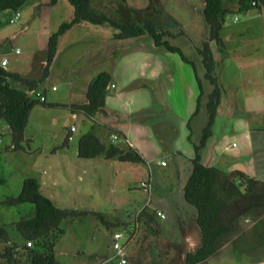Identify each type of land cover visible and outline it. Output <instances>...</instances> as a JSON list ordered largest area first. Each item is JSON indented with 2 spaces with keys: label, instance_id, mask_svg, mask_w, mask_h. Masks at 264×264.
<instances>
[{
  "label": "rangeland",
  "instance_id": "1",
  "mask_svg": "<svg viewBox=\"0 0 264 264\" xmlns=\"http://www.w3.org/2000/svg\"><path fill=\"white\" fill-rule=\"evenodd\" d=\"M92 2L96 11L118 22L152 20L160 28L170 31L173 37L167 39L196 64L204 90L203 100L208 99L212 86L203 75L204 68L200 62L201 57L197 53V49L208 40L209 35L203 18L204 0H93ZM54 13L52 30L56 32L58 28L56 24L59 20L69 22L73 18L74 10L68 2L61 0ZM13 16L14 12H5L0 15V40H5V46L0 50V59L6 55L9 61L7 68H13L16 65L19 69L28 64L29 50L37 51L38 44L33 42L35 36L16 35L19 33L18 29L24 17L21 16L19 21L10 23ZM224 20L221 31L224 48H220L215 42H210V47L215 61V74L223 89L221 117L226 119L225 128L230 133V141L239 145V149L234 151H241L244 145L238 136V130L247 123L244 121L247 118L244 114L247 109L243 103L248 100L253 105L251 109H257L260 103H264V7L261 10L251 8L249 11L241 12L232 8L226 13ZM89 26L95 32H99L100 29L103 37H113L116 32L108 25ZM184 31H187L189 36ZM74 36L68 40L65 39L66 44L65 40H61L58 47L59 55H74L76 59L86 63L89 50L84 45H78L79 39ZM145 37L155 48L153 39L148 35ZM28 38L32 41L28 42ZM113 41L118 44V49H115L113 54H116L118 50V55L130 51H132L131 54L136 55V52L142 51L133 52V50L143 48L150 52L152 49L150 43L146 42L135 41L121 46L123 41L115 39ZM68 46L70 51L67 50L64 53ZM17 49L20 50L19 55L15 54ZM155 49L159 53H164L159 55H164L166 60H170L172 70L178 75L177 80H169L168 76L166 77L167 89H174L175 84L178 88L190 87V84L196 87L195 82L188 83L189 77L193 76V70L189 65L182 62L177 54L165 48ZM35 56L37 60L42 53L37 51ZM58 63L60 65L55 72L50 73L38 91L45 96L47 105L54 100H68L69 83H78L71 74L68 61ZM89 76L91 71L87 69L83 77L88 79ZM17 86L20 87L18 84ZM53 87H56L57 92H52ZM130 89L131 87L126 89L125 85L119 82L118 89L112 90L113 93L118 91V95L123 97L118 108V120L129 125L132 123L134 139L142 148H145L146 152L156 156L157 160L150 163L151 175L146 164H132L103 157L83 159L76 156L78 139L90 130L92 122L86 117H79L74 122L69 110L51 109L44 105L35 106L25 131L29 146L24 142L20 151L7 150L13 144L12 135L7 130V122L0 120V179L5 180V184L0 185V201L7 197H16L21 191L24 180L34 178L40 170L52 167L54 174L59 168L61 171L53 176L54 180L49 183L48 190L45 191L53 195L54 203L68 213L85 211L99 213L107 222L106 225L92 215L69 216L64 219L60 227L65 231V235L55 247L58 264H119L118 260L108 262V259L114 255L111 249L112 236L117 232L125 234L124 240L129 237L126 255L134 264H181V248L172 243L176 241L175 238H181L180 229H184L185 225L190 223L189 209L192 206L185 202L182 195L186 160L180 156L173 159L171 151L182 147L183 141L173 133L171 128H168L165 120L162 121L161 118L166 116L165 109L162 107L131 109ZM173 95V92H167L163 99L180 98L178 94H175L176 97ZM189 97L188 95L185 99ZM231 103L238 106H232ZM148 112L158 113L159 117L155 114L149 116ZM138 114L150 122L149 130L134 132L137 128L134 124ZM106 115L103 114L105 117L102 120L96 118L102 126L95 124L94 127L101 129L109 136L125 137L123 132L119 130L115 132L104 122L107 119ZM73 125L78 130L75 133L76 140L69 145L66 153L61 152V147ZM145 127L143 126V129ZM199 135L201 132L196 126L193 139L198 140ZM217 137L216 140H218ZM103 140L107 139L104 137ZM110 141L113 143L111 138ZM56 152H58L57 155H55ZM62 155H67V160ZM162 162L165 165H162ZM150 176L153 181L152 192L149 195L141 187V182ZM234 178L232 177L234 183L244 190L246 178L236 180ZM171 192L173 193L169 195ZM33 209L32 204L16 207L0 206V229L5 227L15 246L19 248L16 251L17 260L23 258V247L26 242L15 229L12 221ZM158 212L165 217L161 218ZM176 218L181 226L173 228ZM136 222L140 228V236L132 241ZM4 248L5 244L0 242V253L4 251ZM134 255L138 257V260L134 258ZM0 264L9 263L0 259Z\"/></svg>",
  "mask_w": 264,
  "mask_h": 264
},
{
  "label": "trees",
  "instance_id": "2",
  "mask_svg": "<svg viewBox=\"0 0 264 264\" xmlns=\"http://www.w3.org/2000/svg\"><path fill=\"white\" fill-rule=\"evenodd\" d=\"M29 0H0V15L5 12L19 11ZM59 0H52L55 5ZM73 10V18L69 22L62 23L58 30L53 33L47 44L46 66L40 79L32 80L19 73L9 72L0 66V120H5L12 133L13 144L7 148L15 151L22 149V144L28 142L25 131L28 127L30 115L37 105H46L40 102L35 96H30V91H38L40 86L50 76L52 65L58 55L59 42L62 36L72 31L76 26L88 24L93 26L108 25L116 32L115 40H128L142 36H150L154 40L155 47L165 48L167 51L177 54L182 62L190 65L200 95L198 106L194 116L199 111L201 100L204 96L202 81L198 76L196 65L189 60L183 51L174 45L167 38L173 34L160 28L152 20L140 22L121 23L113 18L99 13L93 7L92 0H65ZM225 0H204L203 18L208 27V40L197 49L201 56L205 69V79L212 86L209 94L207 110L208 120L203 130L200 144L195 147V157L192 160V172L184 188L185 201L197 211L196 221L201 232V247L195 253L185 256L183 264H206L228 241L240 231V219L244 215L252 218H259L264 215V181L246 178V186L241 190L234 183L232 177L223 173L217 167L205 166L199 156V150L205 147L211 137V129L216 121L217 110L223 95V89L215 74V61L210 47V42H215L220 48H224L221 31L229 12L225 7ZM238 1L243 10L251 9L246 2ZM264 4V0H260ZM261 8V7H260ZM111 83V75L103 72L98 74L90 83L86 103L72 105L71 109L81 112L91 120L92 127L83 134L79 140L78 156L83 159H115L120 162L141 164L144 159L137 151L130 147H123L126 138L119 136L117 142L104 143L97 135L96 124L92 118L104 114V99L107 87ZM15 84L25 87L19 89ZM98 125V124H96ZM69 135L62 149L69 146ZM235 178H243L241 173H236ZM5 184L0 179V185ZM23 204H32L34 209L13 220V226L26 242L23 247V258L16 259V251L19 250L12 241L9 232L5 227L0 229V242L5 244L4 251L0 253V259L6 260L9 264H58L56 260L55 247L58 241L65 235L60 227L62 221L69 216L86 217L95 216L107 225L104 217L96 212H72L68 213L57 207L54 202L41 192L40 183L36 178L30 177L24 180L20 193L16 197H7L0 201V206L16 207ZM32 242L33 247L27 243Z\"/></svg>",
  "mask_w": 264,
  "mask_h": 264
},
{
  "label": "crops",
  "instance_id": "3",
  "mask_svg": "<svg viewBox=\"0 0 264 264\" xmlns=\"http://www.w3.org/2000/svg\"><path fill=\"white\" fill-rule=\"evenodd\" d=\"M51 1L52 0H29L20 9V12L22 13L21 16H23L24 19L22 18L23 22L20 23L21 25L18 29L19 33H17L16 35L35 36V40L33 42L38 44L37 51L42 53V56L40 58L38 57V59L36 60L35 55L37 54V51L29 50L30 57L28 64L22 66V68H19V70L18 66L16 65H14L13 68H7L9 66L8 63L7 67L5 68L7 71L19 73L22 76L32 80H37L42 77L44 67L46 66L48 40L55 31L52 30L55 8L59 6L61 2V0H59L55 5H52ZM224 3L228 11H230L232 8L237 9L239 12L245 11L243 10L242 5L236 0H225ZM262 7H264V4L262 5ZM261 8L259 9L261 10ZM64 22L66 21L59 20V22L56 24L57 27L59 28V26ZM92 30L93 29L91 26L82 24L76 27L75 30L70 31L61 37L59 46L61 40H68L72 38V36L76 35L74 36V38L79 39L77 44L82 46L84 45L89 50L88 61L86 63H83L82 61H80V59H76L74 55H59V50L58 55L52 65L51 74H53V72H55L57 67L60 65L58 63L59 61H68V66L71 74L78 83H69L70 97L68 100H54L50 102L51 107H47L51 109L61 108L69 110L74 122L77 121L79 117H85L81 112L74 113L71 109V106L86 103V94L89 85L98 74L103 72L110 74L111 83L108 86V90L104 99V114H107V119L104 122L108 124L109 127L113 128L115 132H118V130L123 132L127 140L126 143L128 144V146L122 144L123 147H130L137 151L139 155H141V157L144 159V162L141 164L148 165V171L150 175V163H153L155 160H157V158L155 155L146 152L145 148H142L138 144L137 140L134 139L132 123L129 125L122 120H118V108L122 103L123 97L118 95V91L116 93H113L112 90L118 89L119 82H122L125 85L126 89H128V87H131V91L129 90L132 97V100L130 102L131 109L143 110L151 109L154 106L162 107L163 109H165L166 115L161 118L162 121L165 120L168 124V128H171L173 133L176 134V136H179L183 141V146L177 149H173L171 151V155L173 159L176 156H180L182 159L186 160L187 163L185 177L183 178V180L185 179V181L182 185V195L184 198V188L192 172V160L195 157V147L200 144L203 130L207 125V104L209 96L205 101L203 100V96L199 111L197 112L196 116H194V113L196 112L198 106V97L200 95V91L198 89V85L194 76V71L193 76L189 77L188 83L191 82L193 84L195 82L196 87L190 84V87L186 86V88H178V85L175 84L174 89H167L165 87V83L168 82L166 77L168 76L169 80H177L178 75L175 71L172 70V64L170 60H166L164 55H159L164 53H159V51L155 49L158 47H155L154 40L153 46L155 48L152 47V42L145 36L124 40L121 46H126L129 42L140 41L150 43L152 49L150 50V52H147L148 49L145 50L143 48H141V50H133V52L142 51L140 53L136 52V55H134V53L131 54L130 52L132 51L128 52L129 54L122 53L118 55V50L116 51V54H113V51L115 49H118V44L114 43L113 37H103L100 29L99 32H95ZM184 32L187 34V31ZM27 40L28 42L32 41L31 38H28ZM66 40L64 42L65 44L67 43ZM4 41V39L0 40V50L3 46H5ZM67 50L70 51L69 46L66 48V50H64V53H66ZM15 54L19 55L20 53L17 54L15 51ZM127 57H129V59ZM5 58H7L6 55H3L1 57L0 65L2 60ZM200 62L203 65L202 58H200ZM87 69L91 71V76H89L88 79H85L83 77V74ZM203 75L205 77V69L203 71ZM15 85L17 86V84ZM18 88L22 90L25 89V87L23 86H20ZM53 88L52 92H57V89L53 90ZM211 91L209 92V94L211 93ZM167 92H173L174 97H176L175 94H178L181 99H163ZM188 95L190 96V99H185V97H187ZM132 102L134 103L132 104ZM231 105L238 106V104L234 105L233 103H231ZM243 106H245V108L247 109V111L244 113L247 115L246 120L244 119V121H246L247 123L244 125V127L238 130V136L242 139L244 145L242 150L234 151L239 149V145L236 142L230 141V133L225 128L226 119H222L221 117V100L217 110L216 121L211 129L212 135L208 139L205 147L199 150V156L205 166L217 167L223 173L231 177H235L236 173H241L245 178H253L255 180L264 181V103H260L257 109H251L253 105L247 100L244 101ZM153 114H155L156 117H159L158 113L148 112L149 116ZM104 117L105 116H103V114H100L96 116L95 119L99 118L102 120V118ZM134 126L137 127L134 132L139 130V132H144L143 130H149L151 128L150 122L146 120L145 117H142L139 114L136 118ZM143 126H146L145 129H143ZM196 126L201 132V135L198 136V140L193 139ZM7 130H9V132L11 133L9 125ZM76 132L71 134L69 131V134L67 135V137L71 135L69 145H71V143L76 140ZM217 132L219 133V135ZM96 133L104 143L108 144L110 142V138L112 139V136H109V134L103 132L99 128H97ZM104 137L107 140L104 141ZM216 137L218 138V140H216ZM80 138L81 137H79L78 139L77 149L75 151L76 156L78 155V145ZM26 144L29 146V140L28 142H26ZM68 149L69 146L63 148L61 152L63 151L66 153ZM57 154L58 152L55 153V155ZM62 157L67 160V155H62ZM51 168L40 170L38 172V175L34 176V178L39 181L41 192L53 201V195L48 194L45 191L46 189L48 190L49 183H52V181L54 180L53 176L58 174L61 169L57 168V171L53 174ZM149 178H151V181H153L152 176H150ZM236 179L238 178H234V180ZM170 191L172 190L170 189ZM172 193L173 192L169 193V195H171ZM192 208L189 209L191 215L190 223L185 225L184 229H180L181 238H175L176 241L174 243L171 242L173 245L179 246L181 248V264L184 263V259L187 254L195 253L201 247V232L196 221L197 211L193 206ZM239 225V233L232 237L228 241V243L225 244V246H223L206 262V264H264V215L259 218H252L251 216L244 215L241 217ZM135 226L137 230L134 229V239L132 241L140 236V228H138V222H136ZM178 226H181V224L176 218L173 222V228H177ZM123 239H125V234ZM126 239L127 240L124 241H126L125 243H128L129 237H127ZM134 258L138 260V257L135 255ZM129 262L130 264H134V262H131L130 260Z\"/></svg>",
  "mask_w": 264,
  "mask_h": 264
},
{
  "label": "built area",
  "instance_id": "4",
  "mask_svg": "<svg viewBox=\"0 0 264 264\" xmlns=\"http://www.w3.org/2000/svg\"><path fill=\"white\" fill-rule=\"evenodd\" d=\"M236 1H240V0H236ZM246 4L251 7V8H260L262 7V2L260 0H250L248 2H246ZM21 18V12L20 10L19 11H16L14 12V16L11 18L10 20V23H15L17 21H19ZM235 20H237V18H235ZM16 53L19 54V50H16ZM8 59L5 58L2 60L1 62V67L3 68H6L7 65H8ZM114 87V86H112ZM53 90H56V88H53ZM107 90H108V87H107ZM29 95L30 96H36L40 102H46V98L43 94H40L38 93V91H30L29 92ZM92 121H94L96 124L102 126V123L97 121L95 118H92ZM77 131V128L76 126H72L70 128V133L73 134L74 132ZM69 140H71V136L69 138ZM120 140V137L118 135H112V141L113 142H117ZM0 142H1V138H0ZM127 142V140H126ZM12 150H14V146L11 147ZM162 165H165L164 162L161 163ZM141 187L147 192L149 193V195L151 194L152 192V181H151V178L145 180V181H142L141 182ZM158 215L161 217V218H164L165 216L163 214H161L160 212H158ZM124 234L122 232H117V233H114L113 236H112V245H111V249L114 251V255L113 257H111L110 259H108V262H112V261H115V260H118V263L119 264H130L129 262V259L126 255V249H127V243H125L126 241H124ZM27 246L28 247H33V243L32 242H28L27 243Z\"/></svg>",
  "mask_w": 264,
  "mask_h": 264
}]
</instances>
